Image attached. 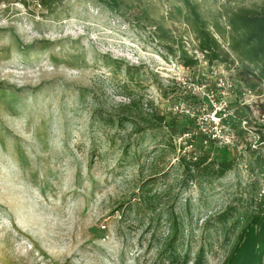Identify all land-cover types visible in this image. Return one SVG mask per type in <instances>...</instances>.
Masks as SVG:
<instances>
[{"label":"rangeland","instance_id":"374dc122","mask_svg":"<svg viewBox=\"0 0 264 264\" xmlns=\"http://www.w3.org/2000/svg\"><path fill=\"white\" fill-rule=\"evenodd\" d=\"M191 1L217 37L264 6ZM117 4L0 0V264H225L264 199L254 68L224 38L210 64L181 0ZM184 117L218 137L190 170Z\"/></svg>","mask_w":264,"mask_h":264},{"label":"trees","instance_id":"16d2710c","mask_svg":"<svg viewBox=\"0 0 264 264\" xmlns=\"http://www.w3.org/2000/svg\"><path fill=\"white\" fill-rule=\"evenodd\" d=\"M99 1L116 12L118 7L117 0ZM181 2L186 10L185 21L191 31L198 37L199 51L207 58L210 64H214L217 61L223 62L224 59L221 55L222 43L220 40L224 38L229 49L235 53L237 57L254 68L252 75L258 81L264 83V6L233 10L229 14L226 22L228 31L224 34L220 27H216V33L219 36L217 37L202 16L197 4L193 3L191 0H181ZM181 55L186 67H193L197 64L198 60L195 56L189 55L184 48L181 51ZM187 118L184 117L183 119L187 127L184 126L182 134L191 135L187 146H190L192 150L186 151V145L181 144L179 146V151L186 152H184V155L179 160L181 165L190 170V168L202 167L210 160L208 154L190 157L193 152H197L198 148L204 149L206 146L216 143L217 139L212 138V135L209 133L210 129L205 132L202 131L198 127L196 119ZM165 121V116L154 115L153 121L151 122L156 125L152 126V128L155 126L162 127ZM195 125L197 126L198 133L191 131L193 128L196 129ZM172 132L176 134V130L173 129ZM205 140H209V142L205 144ZM232 166V162H221L216 172L217 178H222ZM260 174H264V169H261ZM175 237L176 234L173 238ZM233 253L225 264H262V257L264 254V199H260L258 210L250 218L248 224L242 229L239 243Z\"/></svg>","mask_w":264,"mask_h":264},{"label":"built area","instance_id":"2783aa9c","mask_svg":"<svg viewBox=\"0 0 264 264\" xmlns=\"http://www.w3.org/2000/svg\"><path fill=\"white\" fill-rule=\"evenodd\" d=\"M189 45V44H188ZM190 46V45H189ZM202 131H207V130H209V129H205L204 127H201L200 128ZM209 133L212 135V138L213 139H217L218 140V137L216 136V132L214 131V130H212V129H210V131H209ZM188 138H191V135L190 134H185ZM209 142V140H205V144H207Z\"/></svg>","mask_w":264,"mask_h":264}]
</instances>
